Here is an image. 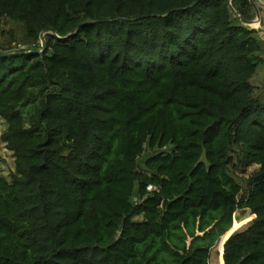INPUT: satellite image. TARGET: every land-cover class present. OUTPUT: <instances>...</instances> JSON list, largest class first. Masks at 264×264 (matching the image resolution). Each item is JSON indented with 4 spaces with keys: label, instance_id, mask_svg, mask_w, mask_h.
<instances>
[{
    "label": "trees",
    "instance_id": "16d2710c",
    "mask_svg": "<svg viewBox=\"0 0 264 264\" xmlns=\"http://www.w3.org/2000/svg\"><path fill=\"white\" fill-rule=\"evenodd\" d=\"M239 15L250 0H0V36L9 17L32 39L0 49V264H213L240 209L221 262L264 264L262 42Z\"/></svg>",
    "mask_w": 264,
    "mask_h": 264
},
{
    "label": "rangeland",
    "instance_id": "374dc122",
    "mask_svg": "<svg viewBox=\"0 0 264 264\" xmlns=\"http://www.w3.org/2000/svg\"><path fill=\"white\" fill-rule=\"evenodd\" d=\"M260 13L261 21L254 26L258 30V35L261 40L262 48L259 51L260 62H258L257 71L254 77L252 78L253 84L256 86V93L264 97V0H259L257 3ZM3 33L0 36V49L6 51H16L22 48H28L32 43V39L27 36L26 30L24 28L23 22L20 20H15L9 17H6L3 22ZM42 43V40H41ZM7 124L3 118L0 117V174L10 177L11 174L15 171V157L13 152L7 148L6 144L3 142L1 136L5 131ZM173 149V144H169L164 148L155 147L153 149L146 148L143 156L140 159V165H143V159L149 157L152 154L158 153L160 151L168 152ZM254 168L251 167L248 170V173ZM247 173H243L240 176L239 180L242 185L246 187V176ZM254 218L253 214L249 209H240L236 212V224L234 229L240 228L250 222ZM222 240L224 236L221 237ZM219 242L218 247L214 251L213 264H222V248L221 243ZM219 255V256H218Z\"/></svg>",
    "mask_w": 264,
    "mask_h": 264
},
{
    "label": "water",
    "instance_id": "95a60500",
    "mask_svg": "<svg viewBox=\"0 0 264 264\" xmlns=\"http://www.w3.org/2000/svg\"><path fill=\"white\" fill-rule=\"evenodd\" d=\"M250 1H251L252 5H253L255 11H256V17H255L254 19L248 20V19H245L244 17H242L241 15H239V16H240L241 20H242L246 25H249L251 28H256V27L254 26V24H255L256 22H260V21H261V13H260V9H259L257 3L255 2V0H250ZM231 4H232V3H231ZM231 7L233 8V10H235V8L233 7V5H231ZM235 12H236V10H235ZM46 32H47V31H45V32H43V33L41 34V40H42V42H43V48H42V49H38V50H32V52H37V53H43V52H44V50L46 49V46H47V42H46V39H45V34H46ZM54 34H55V33H54ZM56 35L58 36V34H56ZM27 52H31V51H27ZM0 55H4V54L0 53ZM255 216H256V215L254 214V217H255ZM230 229H231V228H230ZM230 229H229V230H230ZM237 229H238V228L232 230V231L230 232V235L224 240V242H223V248H224V244L226 243V241L231 237V235H232ZM229 230H228V231H229ZM228 231H227V232H228ZM221 239H222V238H221Z\"/></svg>",
    "mask_w": 264,
    "mask_h": 264
},
{
    "label": "built area",
    "instance_id": "2783aa9c",
    "mask_svg": "<svg viewBox=\"0 0 264 264\" xmlns=\"http://www.w3.org/2000/svg\"><path fill=\"white\" fill-rule=\"evenodd\" d=\"M147 189H148V190H153V189H155V187H154L152 184H149V185L147 186Z\"/></svg>",
    "mask_w": 264,
    "mask_h": 264
},
{
    "label": "bare ground",
    "instance_id": "6f19581e",
    "mask_svg": "<svg viewBox=\"0 0 264 264\" xmlns=\"http://www.w3.org/2000/svg\"><path fill=\"white\" fill-rule=\"evenodd\" d=\"M258 22H256L255 24H257ZM225 239L222 240V243L224 242Z\"/></svg>",
    "mask_w": 264,
    "mask_h": 264
}]
</instances>
